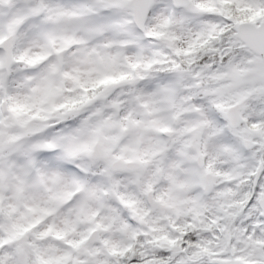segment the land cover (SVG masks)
<instances>
[{"label": "clouds", "instance_id": "clouds-1", "mask_svg": "<svg viewBox=\"0 0 264 264\" xmlns=\"http://www.w3.org/2000/svg\"><path fill=\"white\" fill-rule=\"evenodd\" d=\"M0 264H264V0H0Z\"/></svg>", "mask_w": 264, "mask_h": 264}]
</instances>
